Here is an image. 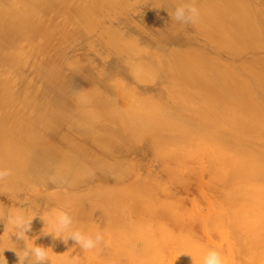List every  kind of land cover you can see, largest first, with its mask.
<instances>
[{"label":"rangeland","instance_id":"rangeland-1","mask_svg":"<svg viewBox=\"0 0 264 264\" xmlns=\"http://www.w3.org/2000/svg\"><path fill=\"white\" fill-rule=\"evenodd\" d=\"M159 1L166 4L169 7V9L167 10V13H169L168 15L170 17H171L170 12H172L174 8L179 5L178 2H176L175 0H167V1L166 0L165 1L163 0H157V1L155 0H0V111H1L0 112V124L2 128L1 130L2 132L0 133V160L3 158V155H4L1 149L2 144L8 141L9 142L11 141L10 146H12L13 148H16L19 146L24 147V150H23L24 153L21 155L23 159L25 158L24 161H26L28 157H32V156L38 157L39 165L43 164L42 163L43 154L46 153V151L50 149V147H52L55 144H58L60 145V148L63 151H68L70 152V154H73L75 156L79 154L77 155L80 157L79 160L80 159H82V161L85 160L86 161V162L84 161L85 165L88 164V166H85L86 169L89 168L91 169V171L93 170L91 173H89L92 175H88V174L85 175L84 182L78 185L76 184V185L71 186L70 184L71 180H76V178L79 179L78 177L74 178L75 176L74 174H72L71 171L61 174L60 178L62 177L64 178L62 179L58 178L60 181L57 180L61 184H58L57 182L56 183L57 185L55 184L56 186H54V184L45 185L44 183L42 182L40 183L39 181H37V177L39 176V173H40V170L37 168L38 165L35 166L30 163L29 166H26V165L23 166L22 163L18 162L20 160V156L19 155L14 156L13 153H11L9 149H7V151L10 153L8 155L12 157L10 158V161L16 163V164H13L14 166L12 167V169L10 168L11 170L14 171V173L16 174V177L12 176L8 178L4 182L3 185H0V210L3 209L4 212H8L10 210H14L16 207L25 206L29 209L34 210L37 213L44 214L47 220L49 218L47 214L52 209H60V210L68 212L73 217V220H75L74 221L75 224L73 225L74 229H78L81 226L83 230L81 228L79 229H81V231L87 232L86 234L94 235L97 231L104 233L105 239L109 241V245L107 247L101 245L98 249L88 251V252L81 250L79 247H77L78 245H76V248H78L79 250L78 252V250L75 249L74 247V249L77 250L75 251L73 249L74 254L79 255L77 258V264H203L204 255L206 254L208 250H211V249H215L221 252L224 255V257H226L227 264H256V263L264 264V238H263L264 228L261 229L263 227L262 224L264 223V220H262L264 218V210H263L264 209V191L262 189L263 186L260 185L261 183L258 182L257 177L254 179L252 177V180H251V177L247 178V180L250 179V182L252 183L251 185L253 186L257 185L256 186L257 189L256 187L249 185L250 183L246 184L245 181H243L244 176L240 175L241 177L240 176L238 177V179H242L241 181L237 179L238 180L237 182H239L240 185H238V183L236 184V180L233 179L234 180L233 181L230 177V174L232 175V170H230L231 164H233L235 160L234 159L235 157L231 153L233 152L232 148L234 147L232 145H235V143L230 144L231 142L229 139L230 138V134H229L230 121L228 122V119L230 117L229 112L232 109L230 106L229 100L226 97L223 100H219L218 99L219 96L215 95L213 92H210V91L207 92V90L205 91V89L200 90L195 87L193 88L191 86L188 87L189 86L188 84H187L188 85L187 87L191 88L190 90L194 91L196 94L192 93L189 89H188L189 92H187L188 90H187V87H185V85L186 83H188V81L180 79L177 75L179 74L177 73L178 71L179 72L190 71V72L197 73L200 71L207 72L208 70L209 73L207 74L211 73V76L213 77V74H215V72H219L221 75L219 79L224 80L225 78V80L229 83V87L232 86L230 87V89L234 91V93H240V95L242 96V100L240 101L243 103V105L246 104L247 105L246 108H248L249 111L255 112V113L257 112L258 116L262 115V117H264V96L261 94L260 92L261 90H259L257 83H255L256 81L255 78L259 74L260 75L263 74L264 76L263 64H260V62L264 63V56L263 57L262 56L259 57L260 55L256 56V54L260 52L264 54L263 53L264 52V47H263L264 39L262 42L263 44L260 42L262 40L258 41L261 44L257 42L258 38H260L261 36L260 30L263 29L264 27V12H263L264 11V3H263L264 0H256V1L246 0V2H249L248 4L249 7L246 9H242L241 7L238 9L237 8L235 9V7H230V6H227L226 4H225L226 7H228L227 9L226 8L224 9L223 8L224 6L222 5H219L217 6L218 8H215L211 1H207L204 4L199 5L201 0H196V5L201 10V18H200L199 23L201 22L202 23L198 25V28H197V25L195 26L199 30L202 29L201 30L202 33L201 31L200 33L201 34L204 33L205 36L204 34L203 36L201 34H199L198 36L197 34H194V32L195 33L199 32V30L198 32L195 30V26H193L194 29H192L193 30L192 31L191 29H189L190 27L188 25L186 26L183 24L180 25V23L178 25V22H175L176 25H174L173 30L170 33L172 34L174 31V36L172 35L168 38H163V39L161 38L159 39L156 37L161 32V28L160 27H158L157 29L153 28L151 19L147 18L148 16L150 17V15L148 16L146 15L147 13L146 9H149L147 8V6L152 7L153 5L157 4ZM250 3L253 6L250 5ZM261 8H263V10ZM234 14L235 15L237 14L245 15V18H240L242 21L240 22V24L237 25L239 29L237 27L235 28V26H233V24L229 20L231 15L235 16ZM247 14H250L252 16L254 15L255 19L254 17H252L251 19L248 18ZM133 23L138 24L140 27H142L144 31L142 32L140 30L134 29V27L132 26ZM108 28L111 29V34L113 33V31L117 32L116 38H114L113 40L116 42L117 47L116 49H114L115 52L113 53H111L110 51H107L105 48L106 45L110 42L103 40L100 37L101 32H103L104 30ZM205 28L210 29L211 31H214V32L212 33ZM187 29H189L190 32L192 31L194 35L193 37H197V38H194L195 40L193 39L192 36H190V32ZM257 29L259 31H257ZM218 31L220 32L222 31L221 32L222 34L220 33L221 35L219 36L217 34L219 33ZM119 33L123 36H120ZM206 33H208L210 37L206 35ZM111 34L109 35V38L112 39L113 36H111ZM181 35H182V38H180ZM183 35L185 36L187 35V37ZM226 35L230 37H226ZM201 36L202 37L207 36V41L208 40L211 41V38H213L211 42H213V40L215 41L217 40V42L214 41L215 44H218V43L220 44L222 41L221 43L222 45L220 44V46H222V49L226 47L228 48V49H224L225 53L228 52L226 50L230 51V49H231V52L233 53L234 50L232 48L234 46V48H236L234 52L235 53L238 52L240 56L237 53L236 54L233 53V54L235 56H239V58L237 57L235 58L236 59L235 60L231 52H230L231 55L224 54L223 53L224 51H222L221 47L219 46L221 49V51H219L220 49L219 48L216 49L217 46L214 47V44L209 46V49H212L211 51H209L211 53H209L207 50V47L209 44H211V42L209 41L207 42L206 38L202 39ZM184 38H187L186 40L190 38L191 40L189 42H192L194 40L193 41L194 43L188 42L189 44L188 43L186 44V41ZM223 38H225L226 40L224 41ZM230 38L235 39L237 41L236 44L234 43L235 41ZM176 39H179L180 41L184 39V42L182 41L183 42L182 43L180 41H175ZM200 39L202 41L201 44L198 43ZM227 41H229V43H233L231 44L232 46L228 45L229 43ZM125 42H126V51H122V45ZM203 43L204 44L206 43V45H204ZM251 43L254 46H252ZM223 44L225 45L224 47H223ZM255 44L256 46L257 44L259 45L256 47ZM162 45H165V46L167 45L166 48H168V50L165 48V46L162 47ZM171 45L172 46L174 45V46L172 47ZM203 45L205 46V50H204V47L202 48ZM239 45H242V47L245 48L243 49L244 51L247 50V48L250 49V50L248 49L249 51H247L246 53H249V52L252 53L254 51L255 53L257 52L256 54L252 53L253 56L255 55L254 57L253 56L252 57L254 59L253 61H255L254 65L255 63L256 65L257 64L260 65V66L257 65L258 70L255 69L256 66L254 67L253 64L252 65L250 64L251 67L249 66V63H247L249 60L247 59L249 57H250L249 59L252 58L251 54L250 53L247 54L248 56L245 55L246 54L245 52H243L244 53L243 54L241 52L243 50H241L242 48L239 47ZM248 45H251V47H248ZM181 46H183V48ZM238 47L241 51L237 50ZM252 48H254L253 51H251ZM259 48H263V50L261 49L259 50ZM128 50L130 51L127 52ZM166 51H169L168 54L170 55V58L167 53L165 54ZM182 51H185V52H182ZM138 53H141L142 55H145V56H142L141 54L138 55ZM178 53L179 55H177ZM184 53H187V54H184ZM212 53H213V58H212ZM146 54L149 55V58ZM153 54H155V56ZM152 55L154 56V58L152 57ZM217 55L218 57L221 56L222 60L221 58H219L220 59L219 60L217 58ZM156 56L158 58H156L155 60ZM131 57L134 60L131 59ZM137 57H139L138 58L139 61L137 60V62H139L140 65L141 63H143L144 59L147 58L145 62L143 63L145 64V67L147 68L144 69V67L142 66L141 67L138 66V68H135V65H137V62H135L134 64V61H136ZM166 57L168 60L165 59ZM224 57L226 58L225 63L223 62ZM256 57L258 59H256ZM191 58L192 59L194 58L193 59L194 61ZM209 58L212 61L213 60L214 61L212 62L211 60H209ZM148 59H151V60L149 61ZM227 59H230V62ZM232 60H235V61L231 63ZM153 61H156L158 63L156 64ZM237 61L238 63H240L241 68L238 67L239 65L237 64ZM165 62H167V64ZM125 63H128V64H125ZM233 63L237 64L236 65L237 67H235L234 66L235 64L233 65ZM129 64L130 66L133 64L134 65L129 68H126L127 66H129ZM147 64L149 65L150 68L153 69V70L152 69L150 70L152 72L151 73L152 76L154 74L153 72L159 74V75L154 74V76L158 78V81H156V83L154 80H156L157 78L153 76L155 79L152 78L153 79L152 80L151 77H149L150 75L148 74L149 71H147V74L145 73L146 70H149ZM164 64L167 66H165ZM228 65L230 66V68H228V70L226 71L227 69L226 66ZM124 66H126L125 68L128 71H130V74L132 73L134 74L135 72L139 74L138 72L139 70H142V72L139 74V76H136L135 75L136 73L131 76L127 72V70L124 69ZM132 67H134L138 71H136L135 69L134 70L131 69ZM165 68L167 70H170L169 73L171 74L174 73L177 77L173 79L172 77H170V74H169L171 81L168 79L169 77H167L168 74H166L164 77V73H166ZM173 68H175V70ZM234 68H236V71L233 70ZM223 69H225V71H223ZM246 69L247 71H249V73L251 72L250 74L254 75L255 78H252V75L248 74L246 72ZM131 70H133L132 73H131ZM254 70H256V72ZM257 72H258V75H255L257 74ZM228 73L230 74V76L228 75ZM243 73H245V75H248L250 79L247 76H245ZM227 75L229 77L232 76L233 78L232 77L228 78ZM133 76H136L137 79L138 77H140L141 79L137 80L133 78ZM147 77L150 78L151 81H149ZM251 79H254V81ZM161 80L162 81L166 80L167 82L162 83ZM174 80L175 81L177 80V81L175 82ZM179 80H181L184 83L186 82L185 85ZM159 82L164 84V86L167 89L164 88L163 85L161 86ZM253 82L255 84H253ZM127 83H128V87H127ZM147 83L149 84L151 83V84L149 85ZM105 84H107V86ZM125 84L126 86L123 87ZM148 85H149L148 88H150L151 85H152L151 88L154 87L155 85L157 87L158 85V88H160L161 90L160 89L158 90V88L156 87H154L153 89H157L156 91L158 92V94H159V91H160V94L164 92L162 94V97L164 96V98L168 96L167 95L168 93L170 96V99L168 96L167 97L168 99L162 98L163 99L162 101V99L159 98L161 97L160 95L158 97L157 96L158 94L157 95L152 94L151 88H150L151 89L150 92L147 91L149 90L148 88H146ZM139 87H140V90H137L139 89ZM170 88L174 90V92ZM251 88H253L254 90H251ZM165 89L171 92L166 91ZM91 90L101 91V93L98 92L99 93L98 95L102 94L101 96L103 99L102 100L103 103L101 101L100 102L98 101V103H102V104H96L97 103L96 101L98 99L97 97H95V93L97 95V92L92 93L90 92ZM86 91H88L89 93ZM126 91H127V94H126ZM246 92H248V94L250 95L246 94ZM120 93L121 95L123 94L122 96L124 98L120 96ZM175 93H177V95H175ZM198 93H200L204 97L202 96L203 98H201L200 94L198 97ZM90 94L91 96L93 95L90 98V99H93L90 101L91 105L93 107L97 106L95 108L97 112L96 111L94 112L97 113V115L100 114L101 116V114H105L104 116H106V119L104 116H102L104 119L98 116L96 117L95 120L100 119L99 122H101V124H103L104 120H106L105 124L106 123L114 124L115 126L114 125H110V126H112L111 129L115 128L114 130H117V133L119 132V135L117 134L116 138H113L110 140L107 139L103 141V143L97 141L95 133L98 132L99 129L106 130L107 128L110 127L108 126L109 124L103 125L102 127L93 126L92 127L93 130L85 128L86 129L85 134H83L84 132L82 133V131L76 130L75 123L76 121L82 118L81 115H83V112H84L83 107H82L83 103H84L83 106L86 107V110L92 108L90 105V102L88 103ZM106 94L108 96H106ZM124 94L126 95V97L124 96ZM82 95H86L87 98L82 97ZM141 95H144L145 99L144 98L142 99L143 96ZM80 96H81L80 99L82 101L79 100ZM101 96H98V98ZM176 96L178 97L182 96L180 98L181 104H179V106L178 104L176 106V104L174 103L175 102L174 97ZM178 97H176V99H178ZM251 97L252 99H250ZM140 98L142 102L141 101L139 102ZM205 98H207L208 100L207 99L205 100ZM84 99H86L87 101L86 100L84 101ZM77 100H78V105L75 103L77 102ZM209 101L211 102L213 101L212 102L213 104L211 103L210 105ZM106 102H107V105L105 104ZM181 105L182 107L180 108ZM212 105L214 108L212 107ZM126 106L127 108L133 107V109H135L134 107L136 106L138 108L140 107L141 109L139 110L143 109L142 113L143 114L145 113V115L143 114L141 115L142 119L146 117L147 120L144 121L145 120L144 119L143 120L144 122H143L140 119L139 117L140 111L138 113V108L136 110L139 116L137 115L134 116L136 114V111L133 110L134 112L131 113L132 109L131 111L128 110L129 108L127 110H124L126 109L125 108ZM155 106H157V109ZM185 106H187L188 109ZM219 107L222 108L223 111ZM108 108L109 110L111 109L112 112L111 110L107 111ZM115 108H118V109L116 110ZM144 108L145 109L154 108L153 113L155 112L156 116L151 112L149 114V111L147 112V110L144 112L145 110ZM183 108L188 113L182 110ZM104 109H107V110H104ZM195 109H198V110L195 111ZM213 110H214V113L213 112L211 113L210 111H213ZM114 111H116V113L124 112L123 116L121 115L119 116L117 114L119 117L116 119L117 116L116 117L114 116L115 115ZM125 111L129 113H126ZM162 111L165 113H162ZM190 112H192V115L194 114V116L197 114L199 116L202 115L203 117L204 116L209 117V115L210 116L214 115V116H211L213 118L211 119V121L212 120L213 121L211 122L207 118V121H208L207 122L201 116L200 118L196 116L192 117V115L189 114ZM127 114H130V115L127 116ZM157 114H160V117L161 115L163 116L164 114L167 117L170 115V117L168 118L161 117L159 118L158 121H156L159 117ZM180 114H182L183 117ZM218 114L219 116H217ZM108 115H112V116L109 117ZM223 115H225V117H223ZM129 117L130 118L133 117L132 118L133 123ZM126 118L128 119L129 122H127V120L125 121ZM165 118L167 119L165 120ZM114 119L117 121H115ZM137 119H140V120H137ZM216 119L219 120L218 123H220V125L216 124L217 123ZM147 121L149 122L147 123ZM188 121H190L191 125L189 124ZM196 121L198 124L196 123ZM130 122L132 123V125H134V127L131 125ZM157 122H160V123H157ZM213 122H215V124L218 125V127L216 125L214 127V124H212ZM204 123L209 124L208 127L210 128H208L207 125ZM119 124L120 126L123 127V129H125L126 132H128L129 127H130V130H129L130 133L124 136L125 138H127L128 143H126L127 140L125 141L124 139H122L123 133L120 131L123 129H121L118 126ZM223 126H227L228 130L226 127H223ZM116 127H119L120 130L119 128L117 129ZM198 127L199 129L201 128V131H199V133L196 132V129H198ZM152 128L154 130L156 129L157 132L156 130L155 131L153 130L154 132L151 131ZM172 128H173V131L175 132L172 131ZM188 128L189 129L191 128L192 131H190L191 129L189 130ZM131 129L134 130V132L131 131ZM144 129L146 130V133ZM205 129L210 130V133L213 132V134L216 132V134L214 135H217L220 137L215 136L216 137L215 138L214 135L212 136V134H210L207 130L206 132ZM88 130L92 133L91 136ZM163 130H165L164 133H163ZM262 130L263 129H260L259 131L253 130V133H255L256 135L255 137V135L253 134L252 139L256 138V140L254 139L253 141L248 136L244 137L245 134L240 136L236 143L237 146L242 147L239 149L242 151H245V150L254 151L260 154L261 156L264 155V132H261ZM87 132L89 134L88 135L89 137L86 136ZM131 132L134 133L135 136ZM200 132H202L203 134ZM256 132L258 133L256 134ZM81 134H83L84 136ZM200 134L204 136L205 134L206 136L208 135L206 137L208 140H206L205 138V141H206L205 142L203 137L201 138L198 137V136H201ZM145 135L147 136L144 138ZM194 135L200 139L194 140L193 139L195 137ZM187 136L189 137L188 140L190 139L189 141H186ZM210 136L212 140H209ZM139 137L140 138L143 137L144 139L143 138L140 139ZM147 137H149L148 140H146ZM243 137L244 139H242ZM84 138L88 140H85ZM119 138H121L125 142H123ZM219 138L220 139L222 138L221 139L222 141ZM173 139L175 142H172ZM118 140H121V142H123L122 145H121V142ZM88 141H89L88 145L91 146L90 148L86 144V142ZM90 141H91V144L92 142L94 144L95 142L96 143L98 142L99 145L97 146L95 144L96 146L95 145L93 146V144L92 145L90 144ZM197 141L199 142L198 144H197ZM200 141H204V143ZM245 141H247L251 146L248 143H245ZM189 142H191V146ZM129 143H130V146L127 145ZM216 143L218 145L219 143H222V144L219 145L218 147ZM100 144H103V146L105 147L101 146ZM125 144L127 145V148ZM117 145L120 146V149L117 148ZM230 145L232 147H230ZM131 146L133 149L130 148ZM148 146L152 150H150ZM213 146L218 147L217 150L220 149L217 153L221 152V150L225 151L224 152L225 156L223 152H222L223 155H220L221 153L217 155L216 152H214V149L216 147L213 148ZM98 147H101V148L103 147L105 149H108V151L105 150V153L104 151H102V153L104 155L108 154L112 158V162L113 160L116 161V165H118L119 167L115 165L114 167H118L116 168L115 171L113 170L114 168L109 170L110 168H112V164H110V168L107 167L109 166L108 162L111 160V158L109 157L110 159H108V156L106 157V155L101 156L102 153L100 152L102 149L100 150L99 148L98 150ZM146 147L149 149H145ZM257 147H260L263 149H259V148L257 149ZM84 148L86 150L88 149L89 152L93 150L91 155ZM112 148H114L115 151ZM94 149H96L95 150L96 152L94 151ZM118 149L119 151L116 152V150ZM211 149H212V152L214 153L210 151ZM82 150H84L85 153H87V155L91 157V159L87 158V155L85 157V153ZM97 150L99 151L101 157L104 156L103 158H99V155H98L99 153ZM129 150H131V152H129ZM227 150H229V152ZM226 152H228V156ZM95 153H97L98 156H96ZM172 153L174 155H172ZM212 154H215L214 155L215 157ZM82 155L85 158H83ZM168 156H171L172 158L173 157L174 158L172 159L171 157H168ZM150 157L153 158V160ZM5 158H8V157L5 156ZM158 158H160L161 165H159L160 163L158 161L159 160ZM87 159L91 160L92 161L91 163L93 164H90V161H88L89 162L88 163ZM98 159L100 160L98 161ZM217 159L219 162H217ZM172 160L174 161L176 160L177 163H173L174 161L172 162ZM213 160H214V164H212ZM215 160L217 163L215 162ZM227 160L230 162H228ZM94 162L96 163L95 166H94ZM112 162H109V163H112ZM2 164H3V161H0V165ZM105 164H107V166ZM170 164H172L173 167L172 166L170 167ZM101 165L103 168L104 167L108 168L107 170H109L110 174H113V176H114V173L116 174V172H119L121 174L120 178L123 180H120V182H117L115 184L114 182L116 181L114 180L120 179V178H116L110 181L109 182L110 184L105 183L99 186L97 184L99 183V181L97 180V176H95L96 174L95 171L101 170L99 168ZM213 167L215 169H213ZM228 168H229L230 173L228 171ZM165 170H168V171L163 172L161 174V171H165ZM149 171L151 173L152 171H154V174L152 175L151 173H149ZM66 173L69 174L68 175L69 177L67 176ZM17 174H21L22 176H24L22 185H20L16 179L18 177ZM125 174L127 176H125ZM149 176H150V179H151V176L153 177L152 180H150L151 182L149 181L152 184H149V186H146V183H149L148 182ZM66 177L68 178L65 179ZM125 177H127L128 179ZM156 178H158L159 181ZM63 179H65L66 181L64 180L63 182L62 181ZM90 179L91 180L93 179L94 183L93 181L91 182ZM145 180H146V183H145ZM62 182L63 184L65 182L67 183L66 187L61 186ZM129 182L130 184L132 182L131 184L132 187L129 184ZM92 183L95 185H92ZM108 184L109 186H106ZM126 184H128L127 186L129 187L126 188ZM143 184L145 186H143ZM81 185H84V186H81ZM151 185H153L154 187ZM103 186H104V189L102 188ZM133 186L136 188H134ZM82 187L84 189H82ZM148 187H150V189L154 188V190L152 189L153 192H157V191L159 193L161 192V194H159L160 196L162 195L161 197L159 196L160 199L159 198L157 199L156 197V195L158 196L157 193H154L153 195L151 194L149 195L148 193H146L147 191H151L150 189L148 190ZM243 187L245 189H243ZM69 188L71 189L73 188L72 190L74 192L71 191V189ZM91 188L93 191L91 190ZM98 188H100V191ZM101 188L103 189L102 192H104V190L107 189L104 193L108 192V189L113 190V188H114V191L119 189L117 190V193L118 191H121V192L118 193L119 195H117V193H115L116 191L114 192L111 190L112 193L115 195L111 196L112 194L111 193L109 196V194L106 193L107 194L106 196V194L104 195V193L103 194L101 193V190H102ZM128 188L134 191L128 190ZM246 188H248L250 191L247 190ZM260 189L262 190V194L260 192L261 191ZM75 191L77 192L76 194L77 196L80 193H83L82 195H86V196L88 194L87 196L88 198L86 196L83 197L82 195H80V197L78 196L79 201L81 200V202H78V205L80 203V206H77V199L72 198V197H75V193H76ZM237 191H240V192H237ZM251 191H256V193H253ZM257 191L259 193H257ZM91 192H93L94 195H89ZM129 192L130 194L133 193L132 195L134 196L132 197V195H129L128 194ZM134 192H137V194ZM69 193H70V196L68 195ZM96 193L101 194L100 197L99 195L95 197ZM121 194L123 195L126 194V195L123 196ZM243 194L245 195L243 196ZM253 195L254 197H257L258 199L252 197ZM57 196H60V197L55 199V197ZM92 196L94 197L95 200L92 199L93 198ZM69 197H71L72 199H70ZM103 197H104V200H103ZM121 197L125 199L126 203L124 202V199L122 198L123 199L122 201L124 202L125 205L122 203L121 200H118V198L120 199ZM113 198L116 200V202L117 200L119 201L117 202L119 206L116 205L117 204L116 202H115L116 204L113 205L115 209L111 207L112 202H114ZM65 199L67 200V202L65 201ZM140 199L142 201H140ZM86 200H90V201H86ZM99 200L101 202H99ZM74 201H76V203H74ZM109 201H112L110 202L111 205H109L108 203ZM83 202H84V206H83ZM120 203L123 204L121 209L119 208ZM135 203H139V205H142V206L144 204L143 207H145L146 209H150L153 207L151 209V213L144 210L142 206H138V204H136L138 207H136V205L134 206ZM149 204H151L152 207H150L151 205ZM126 205L127 207L124 208V206ZM129 205L132 206L130 207V209H129ZM81 206L86 209H84V211H81L82 210ZM98 206H100L103 211L101 210V208L99 209ZM108 206L109 208L110 207L111 208L108 209L107 208ZM133 206L137 210L139 209V207L141 208L140 210L137 211L133 208ZM105 207L106 209H108V210L105 209L106 214L104 212ZM158 207H159V210H158ZM122 208H124L125 210ZM132 208L134 212H132L133 211L131 210ZM118 209L120 211H118ZM92 210H94L97 214L93 213L94 211ZM100 210L102 211L101 216H100L101 212L99 213ZM153 210H156L154 212L155 213L158 212V214H155V213L152 214ZM78 211L79 212L81 211L80 212L81 214H79ZM88 211L89 213H87ZM121 211L123 212L122 214H121ZM124 211L126 214L128 212V214L125 216H123L125 214ZM135 211H137L139 215H137ZM141 211L143 213H141ZM82 212H85V213H82ZM113 212L115 214H113ZM146 212H148V214L150 215H148ZM108 213H112V214L109 215ZM135 213H136V216H134ZM79 215H82V216L79 217ZM91 215L93 217H91ZM260 216H262V218ZM119 218L122 220H120ZM38 219L39 221L41 220V222H39ZM84 219L86 220L85 222H84ZM127 219L129 220V222ZM77 220L79 222H77ZM118 221H121V222L126 221L124 224L126 223L128 224L120 225V222L118 223ZM102 222L108 223V224H103ZM159 222H161L162 224H160ZM49 229H51L52 231H50ZM107 230L109 232H107ZM33 231H35V233H31ZM53 231L54 229L51 228L50 225H47V224L45 225L44 221L40 219V217L38 216L33 220L32 231L27 233L30 239H27L26 243L31 246L34 240L36 245L45 247L46 245L43 244L44 242L46 243L48 241L50 242L54 241V243H56L57 245H62L63 250L66 249V251H68L66 253L64 252L65 254L70 253L69 252L70 248L68 247L69 246L71 247V245L73 246L75 245L71 243L72 240L71 241L69 240L71 245L68 242L64 249L63 244L65 243L63 241L61 242L60 238H57V240L55 241V238L51 237L52 234H46L48 232H53ZM34 234L37 236H35ZM49 235L51 238L48 237ZM32 238L34 239L32 240ZM13 242H15V244ZM41 242H43L42 243L43 245L39 244ZM18 244L20 245L19 247H18ZM47 245L51 246L52 244H47ZM12 246L14 247L13 250L19 251L25 245L23 241L22 243L21 241H18L16 237L11 234L10 230H5L4 222H0V248H2L0 250L5 249L3 255L5 257L7 256L6 257L8 259L7 261L10 260L8 263H11V261L13 262L17 260V256L13 250L7 251V249H12ZM47 247L48 246H46V248ZM53 248L54 246L50 248V251ZM56 248L58 249V247ZM56 248H54V253L58 255L60 251L56 250L58 251L57 253L55 251ZM59 248H62V247L60 246ZM67 248L69 250H67ZM12 251L14 252V254H12L13 253ZM50 251H49V255L51 257V264H63V263L69 264L70 260H72V258H75L72 252L71 255L68 254V256H70V258L68 257L69 261L67 260V257H66V261H64L65 259L62 260L60 257L59 258L61 259L60 261L59 259H57L58 258L57 256L52 257L54 253H50ZM60 254L62 255V253ZM25 264H27V262H25Z\"/></svg>","mask_w":264,"mask_h":264},{"label":"bare ground","instance_id":"bare-ground-1","mask_svg":"<svg viewBox=\"0 0 264 264\" xmlns=\"http://www.w3.org/2000/svg\"><path fill=\"white\" fill-rule=\"evenodd\" d=\"M155 1H157V0H155ZM163 1H165V0H163ZM166 1H167V0H166ZM175 1L178 2V4H180V3L183 2V0H175ZM207 1H211V2L213 3V6H214L215 8H218L217 6H219V5L224 6V7H223L224 9H225V8H226V9L228 8V7H226V5H227V6H230V7H235V9H236V8L238 9V8H240V7H241L242 9H246V8L249 7V5H248L249 2H246V0H201L200 3H199V5H202V4L206 3ZM251 1H252V0H251ZM255 1H256V0H255ZM166 3H167V2H166ZM253 3H254V2H253ZM257 3H258V2H257ZM263 3H264V2H263ZM210 4H211V3H210ZM225 4H226V5H225ZM259 4H260V3H259ZM250 5H252V4L250 3ZM154 6H155V8H154ZM252 6H253V5H252ZM255 7H256V6H255ZM259 7H260V5H259ZM261 7H262V6H261ZM147 8H149V9H146V11H147L146 15H147V16L150 15V17L148 16L147 18H148V19H151V21H152V27L155 28V29H157L158 27L161 28V32H160V33L158 34V36H156V37L159 38V39H160V38L163 39V38H168V37H170V36H172V35L174 36V31H173L172 34H170V33L172 32L174 25H176V24H175L176 21H175L174 19L172 20V17H170V16L168 15L169 13H167V10L169 9V7H168L166 4H164V3H162V2L159 1L157 4L153 5L152 7H151V6H147ZM152 8H153V9H152ZM213 9H214V8H213ZM256 9H257V8H256ZM261 9L263 10V8H261ZM203 10H204V9H203ZM262 10H261V11H262ZM205 12H206V11H205ZM249 12H250V11H249ZM263 12H264V11H263ZM254 14H255V13H254ZM226 15H227V14H226ZM234 15H235V14H234ZM204 16H205V15H204ZM202 17H203V16H202ZM214 17H215V16H214ZM247 17L250 18V19H251L252 17H254V19H255V16H254V15L252 16V15H250V14H247ZM240 18H245V15H244V14H243V15H239V14H237V15H235V16H232V15H231V17L229 18V20L231 21V23L233 24V26H235V28H236V27L238 28L237 25L240 24V22L242 21ZM202 19H203V18H202ZM211 20H212V19H211ZM208 21H209V20H208ZM214 21H215V20H214ZM201 23H202V22H201ZM201 23H198V24H197V28H198V25L201 24ZM205 24H206V23H205ZM178 25H179V23H178ZM180 25H181V24H180ZM202 25H203V24H202ZM244 25H245V24H244ZM255 25H256V24H255ZM257 25H258V24H257ZM132 26H133L134 29H136V30H140V31H142V32L144 31V30L142 29V27H140L138 24H134V23H133ZM185 26H186V25H185ZM185 26H184V27H185ZM188 26H189L190 28H189ZM188 26H187V27H188L189 29H191V30L194 29L193 25H191V26L188 25ZM208 26H209V24H208ZM199 27H201V26H199ZM222 27H223V26H222ZM252 27H253V26H252ZM197 28H196V26H195V30L198 32L199 29H197ZM210 28H211V27H210ZM256 28H257V27H256ZM185 29H186V28H185ZM189 29H187V30L190 32ZM205 29H207V28H205ZM221 29H222V28H221ZM238 29H239V28H238ZM259 29H260V28H259ZM183 30H184V29H183ZM201 30H202V29H200L198 33H195V32H194V34H197V36H198L199 34L202 33ZM207 30H209V31L212 32V33L214 32V31H211L210 29H207ZM212 30H213V29H212ZM253 30H254V29H253ZM192 31H193V30H192ZM192 31L190 32V36L193 37L194 35H193ZM200 31H201V33H200ZM215 31H216V30H215ZM257 31H259V30L257 29ZM218 32H219V33H217L218 36L222 34V33H221L222 31H221V32L218 31ZM182 33H183V32H182ZM220 33H221V34H220ZM224 33H225V32H224ZM110 34H111V29L108 28V29L104 30L103 32H101L100 37H101V39L110 42V43H108V44L106 45L105 48H106L107 51H110L111 53H113V52H115L114 49H116V47H117L116 42L113 41L114 38H116L117 32H116V31H113V33L111 34V36H113L112 39L109 38V35H110ZM185 34H186V33H185ZM191 34H192V35H191ZM203 34H204V33H203ZM203 34H201V35L203 36ZM217 34H216V35H217ZM239 34H240V33H239ZM119 35H120V36H123V35H121L120 33H119ZM187 35H188V34H187ZM187 35H186V36L183 35V36L187 37ZM206 35H208V33H206ZM245 35H246V34H245ZM260 35H261V36H260V38H258L257 42L260 41V40H262V41H260V42L262 43V42H263V39H264V27H263V29L260 30ZM126 36H128V35H126ZM188 36H189V35H188ZM202 36H201V37H202ZM204 36H205V34H204ZM208 36H209V35H208ZM242 36H243V35H242ZM209 37H210V36H209ZM226 37H230V36H227V35H226ZM234 37H235V36H234ZM243 37H244V36H243ZM180 38H182V35H181ZM180 38H179V39H180ZM194 38H197V37H193V39H194ZM204 38H206V41H207V36H206V37H202V39H204ZM217 38H218V37H217ZM255 38H256V37H255ZM170 39H171V38H170ZM170 39H169V40H170ZM172 39H173V38H172ZM179 39H176L175 41H180L181 39H180V40H179ZM184 39H185V41H186V44L191 40L190 38H188V40H186L187 38H184ZM184 39H182L183 42H184ZM212 39H213V38H211V41H212ZM223 39H224V41L226 40L225 38H223ZM230 39H233V38H230ZM243 39H244V38H243ZM256 39H257V38H256ZM194 40H195V39H194ZM194 40H193V41H194ZM220 40H221V39H220ZM233 40L235 41L234 43L236 44L237 41H236L235 39H233ZM233 40H232V41H233ZM253 40H254V39H253ZM182 41H180V42H182ZM193 41H192V42H193ZM208 41L211 42L210 40H208ZM208 41H207V42H208ZM214 41H215V40H213V42H211V44H209V45L207 44V45H208V47H207L208 52L212 50V49H209V46H211V45H213V44H214V47L217 46L216 49H217V48L220 49V47H221V49H222V46H220V44L222 43V41H221L220 44H219V43H218V44H215ZM224 41H223V42H224ZM242 41H243V40H242ZM183 42H182V43H183ZM192 42H189V43H192ZM201 42H202V41H201V39H200V40L198 41V43L201 44ZM215 42H217V40H216ZM227 42L229 43V41H227ZM260 42H258V43L261 44ZM189 43H188V44H189ZM193 43H194V42H193ZM196 43H197V42H196ZM224 43H225V42H224ZM244 43H245V42H244ZM252 43H253V42H252ZM252 43H251V45L254 46ZM175 44H176V43H175ZM186 44H185V45H186ZM200 44H199V45H200ZM203 44H204V43H203ZM225 44H226V43H225ZM231 44H233V43H229L228 45H231ZM245 44H246V43H245ZM259 44H257V46H258ZM262 44H263V43H262ZM123 45H125V46H123ZM123 45H122V51H126V42H125ZM194 45H195V44H194ZM204 45H206V43H205ZM204 45L202 46V48L204 47V50H205V46H204ZM221 45H222V44H221ZM243 45H244V44H243ZM251 45H248V47H251ZM163 46H165V45H162V47H163ZM171 46H172V45H171ZM173 46H174V45H173ZM173 46H172V47H173ZM177 46H179V45H177ZM186 46H187V45H186ZM200 46H201V45H200ZM219 46H220V47H219ZM224 46H225V45L223 44V47H224ZM231 46H232V45H231ZM255 46H256V44H255ZM257 46H256V47H257ZM260 46H261V45H260ZM260 46H259V47H260ZM166 47H167V45L165 46V48H166ZM181 47L183 48V46H181ZM198 47H199V46H198ZM228 47H229V46H228ZM239 47L242 48L241 50L245 49V48L242 47V45H239ZM239 47L237 48V50H238V51H241V50L239 49ZM263 47H264V46H263ZM165 48H164V49H165ZM127 49H128V48H127ZM130 49H131V48H130ZM161 49H162V48H161ZM166 49L168 50V48H166ZM194 49H195V48H194ZM221 49H220L219 51H221ZM224 49H228V48L226 47V48H223V49H222V51H224V52H223L224 54H226V55H229V54H230V55H231L232 52H231V49H230V48H229L230 51H229V50H226V51H228V52H226V53H225V50H224ZM232 49H233L234 51L236 50V48H234V46H233ZM248 49H249V48H247V50H245V51L243 50V51H241V52H242V53H243V52L246 53L247 51L250 50V49H249V50H248ZM256 49H258V48H256ZM260 49L263 50V48H259V50H260ZM132 50H134V49H132ZM132 50H131V51H132ZM162 50H163V49H162ZM169 50H170V49H169ZM174 50H175V49H174ZM176 50H178V49H176ZM185 50H186V49H185ZM253 50H254V48H252L251 51H253ZM129 51H130V50H128L127 52H129ZM180 51H181V50H180ZM234 51H233L234 54L237 53V54L239 55L238 52L235 53ZM127 52H125V53H127ZM133 52H134V51H133ZM182 52H185V51H182ZM230 52H231V53H230ZM166 53L168 54L169 51H166L165 54H166ZM199 53H200V52H199ZM209 53H211V52H209ZM217 53H218V52H217ZM217 53H216V54H217ZM227 53H228V54H227ZM233 53H232V54H233ZM249 53H250V52H249ZM249 53H246L245 55H247V54H249ZM252 53H253V54H256L257 52L255 53V51H254V52H252ZM252 53H250V54H251V57L253 56ZM263 53H264V52H263ZM140 54H141V53H138V55H140ZM150 54H151V53H150ZM156 54H157V53H156ZM172 54H173V53H172ZM184 54H187V53H184ZM184 54H183V55H184ZM205 54H206V53H205ZM234 54H233L234 59L237 58V57L239 58L240 55H239V56H235ZM243 54H244V53H243ZM261 54H262V52L257 53L256 56H259V55H260L259 57H261V56L263 57L264 54H262V55H261ZM141 55H142V54H141ZM146 55H147L148 58H149V55H148V54H146ZM153 55L155 56V54H153ZM153 55H152V57L154 58ZM168 55H169V54H168ZM168 55H167V56H168ZM177 55H179V53H178ZM219 55H221V54H219ZM222 55H223V54H222ZM226 55H225V56H226ZM142 56H145V55H142ZM147 56H146V57H147ZM181 56H182V55H181ZM204 56H205V55H204ZM209 56H210V55H209ZM247 56H248V55H247ZM254 56H255V55H254ZM254 56H253V57H254ZM140 57H141V56H140ZM146 57H145V58H146ZM227 57H228V56H227ZM230 57H231V56H230ZM253 57H252L251 59H249V58H250V57H249L247 60H249V61L252 60V61H253V60H254ZM138 58H139V57H137L136 61H134V64H135V62H137V60L139 61ZM156 58H158V57L156 56V57H155V60H156ZM162 58H163V57H162ZM169 58H170V55H169ZM183 58H184V57H183ZM212 58H213V53H212ZM217 58L219 59V58H221V56L218 57V55H217ZM232 58H233V57H232ZM131 59H133V58L131 57ZM131 59H130V60H131ZM146 59H147V58H146ZM146 59H144L143 63L145 62ZM165 59H167V57H166ZM177 59H178V58H177ZM191 59H192V58H191ZM193 59H194V58H193ZM193 59H192V60H193ZM223 59H224L223 62L225 63L226 58L224 57ZM256 59H258V58L256 57ZM261 59H262V58H261ZM133 60H134V59H133ZM148 60L150 61L151 59H148ZM152 60H153V59H152ZM167 60H168V59H167ZM169 60H171V59H169ZM207 60H208V59H207ZM209 60H211V59L209 58ZM219 60H220V59H219ZM221 60H222V58H221ZM227 60H229V62H230V59H227ZM235 60H236V59H235ZM235 60H232L231 63H232L233 61H235ZM240 60H241V59H240ZM247 60H245V61H247ZM149 61H148V63H149ZM159 61H160V60H159ZM193 61H194V60H193ZM195 61H196V60H195ZM211 61H212V60H211ZM213 61H214V60H213ZM213 61H212V62H213ZM241 61H242V60H241ZM249 61L247 62V63H249V66H250V64H251V65L253 64L254 67L256 66L255 69L258 70V66H260V65L257 64V65H258V66H257L256 63H255V65H254V62H255V61H253V62H252V61L249 62ZM260 61H261V60H260ZM153 62H155L156 64L158 63V62H156V61H153ZM171 62H172V61H171ZM182 62H183V61H182ZM223 62H222V63H223ZM251 62H252V63H251ZM257 62H258V61H257ZM143 63H141V65H140L139 62H137V65H135V68H138V66H140V67L142 66V67H144V69L147 68V67H145V64H143ZM165 63L167 64V62H165ZM209 63H210V62H209ZM235 63H236V62H235ZM235 63H233V65H234ZM242 63H243V62H242ZM125 64H128V63H125ZM134 64H133V65H134ZM138 64H139V65H138ZM172 64H173V63H172ZM207 64H208V63H207ZM220 64H221V63H220ZM237 64L239 65L238 67L241 68V67H240V63H238V61H237ZM237 64H235L234 66L237 67V66H236ZM260 64H263V68H264V63L260 62ZM133 65H131V66H133ZM147 65H148V64H147ZM160 65H161V64H160ZM164 65H165V64H164ZM204 65H205V64H204ZM204 65H202V66H204ZM224 65H225V64H224ZM231 65H232V64H231ZM233 65H232V66H233ZM131 66H130V64H129V66H127V67L124 66V69L127 70L126 68H129V67H131ZM136 66H137V67H136ZM161 66H162V65H161ZM165 66H167V65H165ZM165 66H164V67H165ZM172 66H173V65H172ZM202 66H201V67H202ZM228 66H229V65H228ZM228 66H226V68H227L226 71L228 70V68H230V66H229V67H228ZM241 66H242V65H241ZM244 66H245V64H244ZM246 66H247V65H246ZM125 67H126V68H125ZM155 67H156V66H155ZM250 67H251V66H250ZM135 68L132 67L131 69L134 70ZM221 68H222V67H221ZM242 68H243V67H242ZM244 68H245V67H244ZM259 68H260V67H259ZM261 68H262V67H261ZM142 69H143V68H142ZM144 69H143V70H144ZM148 69H149V70H146V72H145V71H144V72L147 74V71H149L148 74L151 75L152 72H151L150 70H151L152 68H150L149 65H148ZM165 69H166V68H165ZM173 69L175 70V68H173ZM251 69H252V68H251ZM133 70H131V73H132ZM135 70H136V69H135ZM152 70H153V69H152ZM155 70H156V69H155ZM159 70H160V69H159ZM162 70H163V69H162ZM233 70L236 71V68H234ZM237 70H238V68H237ZM242 70H243V69H242ZM262 70H263V69H262ZM136 71H138V70H136ZM157 71H158V70H157ZM169 71H170V70H167V69H166V71H165L166 73H164V77H165L166 74H168L167 77H169V74H170V77H172L173 79H174L175 77H177L174 73H173V74L169 73ZM223 71H225V69H223ZM230 71H231V70H230ZM239 71H240V69H239ZM244 71H245V69H244ZM254 71L256 72V70H254ZM127 72L130 74V71L127 70ZM134 72H135V71H134ZM138 72H139V74H140V73L142 72V70H139ZM176 72H177V71H176ZM228 72H229V71H228ZM237 72H238V71H237ZM241 72H242V71H241ZM246 72H247L248 74L251 73V72L249 73V71H247V69H246ZM260 72H261V71H260ZM117 73H118V72H117ZM135 73H136V72H135ZM135 73H134V74H135ZM153 73L159 75L158 73H155V72H153ZM177 73H179V74H177V75H178V77H179L180 79L185 80V81H188V83L185 82V83H186V85H185L184 82H182L181 80H179V81H181V82L185 85V87H187V86L189 85L188 87L191 86V87H193V88L195 87V88L200 89V90L205 89V91L207 90V92H209V91H210V92H213L215 95L219 96V97H218L219 100H223V99H225V97L229 100V103H230V106H231L232 109H231V111L229 112L230 117H229V119H228V122L230 121V123H229V134H230V138H229V137H227V138L230 139V142H231L230 144L235 143V145H232V146H234V147L232 148L233 152H231V153H232L233 156L235 157V158H234L235 160H234L233 164H231V168H230V170H232V175L230 174V177H231L232 180H233V179L236 180V184L238 183V185H240V184H239V182H237V181H238V180H239V181L242 180V179H238V177H239L240 175H241V176H244V178L246 177L245 179L242 177V178H243V181H245L246 184H247V183H250L249 185H251L252 183L250 182V179H248V180H249V181H248L247 178H248V177H251V180H252V177H253V179L257 177V178H258V182L261 183L260 185L263 186L262 189H263V191H264V155L261 156L260 154L254 152V151H247V150L242 151V150L239 149V148H242V147H241V146L239 147V146H237V144H236L237 141H238V139H239V137L242 136V135H244V134H245L244 137H245V136H248V137H250V139H252V138H253V134L255 135V133H253V130L259 131L260 129H263L261 132H264V117H262V115L258 116V115H257V112L255 113V112H251V111H249L248 108H246L247 105H246V104L243 105V103L240 101V100H242V96L240 95V93H234V91H232V90L230 89V87H232V86L229 87V83L225 80L224 77H223L224 80H220V79H219V78L221 77V75H220L219 72H215V74H213V77L211 76V73H210V74H207V73H209L208 70H207V72H206V71H200V72H197V73L190 72V71H182V72H179V71H178ZM212 73H213V72H212ZM222 73H223V72H222ZM134 74L132 73V74H130V75L132 76V75H134ZM139 74L136 73L135 75H136V76H139ZM154 74H153V76H154ZM238 74H239V73H238ZM243 74L245 75V73H243ZM150 75H149V77H151V79L155 77V76L153 77L152 75H151V76H150ZM161 75H162V74H161ZM228 75L230 76L229 73H228ZM228 75H227V76H228ZM250 75H252V74H250ZM255 75H258V72H257V74H255ZM136 76H133V78L137 79ZM140 76H141V75H140ZM229 76H228V78H231V77H232V76H231V77H229ZM245 76L248 77V75H245ZM102 77H103V76H102ZM122 77H123V76H122ZM167 77H166V78H167ZM170 77L168 78L169 80H170ZM103 78H104V77H103ZM106 78H107V77H106ZM144 78H145V77H144ZM147 78H148V77H147ZM155 78H157V77H155ZM155 78H154V79H155ZM162 78H163V77H162ZM232 78H233V77H232ZM248 78H249V77H248ZM252 78H255L254 75H252ZM101 79H102V78H101ZM123 79H124V78H123ZM138 79H141V78L138 77ZM138 79H137V80H138ZM148 79H149V81H151L150 78H148ZM173 79H172V80H173ZM249 79H250V78H249ZM152 80H153V79H152ZM162 80H163V79H162ZM162 80H161L162 83L167 82V81H166L167 79H166L165 81H162ZM177 80H178V79H177ZM177 80H176V81H177ZM230 80H231V79H230ZM251 80L254 81V79H251ZM255 80H256L255 83H257V86H258L259 90H261V91H260L261 94L264 96V76H263V74H261V75L259 74V75L255 78ZM144 81H145V80H144ZM154 81H155V83H156V81H158V78H157L156 80H154ZM170 81H171V80H170ZM174 81H175V80H174ZM176 81H175V82H176ZM232 81H233V80H232ZM129 82H130V81H129ZM152 82H153V81H152ZM161 82H159V84H160L161 86H162V85L164 86V84H162ZM133 83H134V82H133ZM143 83H145V82H143ZM243 83H244V82H243ZM255 83L253 82V84H255ZM123 84H124V83H123ZM147 84H149V83H147ZM150 84H151V83H150ZM150 84H149V85H150ZM159 84H158V85H159ZM187 84H188V85H187ZM234 84H235V83H234ZM251 84H252V83H251ZM105 85L107 86V84H105ZM132 85H133V84H132ZM137 85H138V84H137ZM140 85H141V84H140ZM149 85H148L146 88H148ZM153 85H154V84H153ZM158 85H157V87H156V85H155L154 87L158 88ZM108 86H109V85H108ZM125 86H126V84H125L123 87H125ZM151 86H152V85H151ZM151 86H150V88H151ZM173 86H174V85H173ZM237 86H238V85H237ZM244 86H245V85H244ZM253 86H254V85H253ZM257 86H256V87H257ZM127 87H128V83H127ZM154 87L151 88L152 90H151L150 88H148L149 90H147V91L150 92V90H151V91H152V94H154V95L156 94V95H157V94H158V92L156 91L157 89H153ZM159 87H160V86H159ZM188 87H187V90H188V89L190 90L191 88H188ZM238 87H239V86H238ZM245 87H246V86H245ZM113 88H114V87H113ZM137 88H138V86H137ZM141 88H142V87H141ZM146 88H145V89H146ZM164 88H166V87L164 86ZM164 88H163V90H164ZM183 88H184V87H183ZM246 88H247V87H246ZM159 89H160V88H158V90H159ZM166 89H167V88H166ZM166 89H165V90H166ZM170 89H171V88H170ZM130 90H131V89H130ZM137 90H140V87H139V89H137ZM160 90H161V89H160ZM171 90H172V89H171ZM189 90H188L187 92H189ZM251 90H254V89L251 88ZM257 90H258V89H257ZM257 90H256V91H257ZM131 91H132V90H131ZM155 91H156V92H155ZM166 91H169V90H166ZM172 91L174 92V90H172ZM190 91H191V90H190ZM243 91H244V90H243ZM86 92H88V91H86ZM90 92H92V93H93V92H97V95H96V93H95V97H97V99H98V100L96 99V100H97V101H96V102H97L96 104H102V103H103V102H102L103 99H102V96H101L102 94L98 95L99 93H101V91H94V90L92 91V90H91ZM98 92H99V93H98ZM119 92H120V91H119ZM144 92H146V91H144ZM153 92H154V93H153ZM169 92H171V91H169ZM191 92H192V93H195L194 91H191ZM191 92H190V94H191ZM197 92H198V91H197ZM88 93H89V92H88ZM88 93H87V94H88ZM109 93H111V92H109ZM163 93H164V92H163ZM163 93H162V94H163ZM126 94H127V91H126ZM145 94H147V93H145ZM162 94H160V91H159V94H158L157 96L159 97V95H160L161 97H159V98L162 99V98H164V96L162 97ZM165 94H166V93H165ZM165 94H164V95H165ZM195 94H196V93H195ZM199 94H200V93H198V97H199ZM246 94H248V92H246ZM256 94H257V93H256ZM122 95H123V94H122ZM122 95H121V93H120V96H122ZM167 95L169 96L168 93H167ZM167 95H166V96H167ZM175 95H177V93H175ZM175 95H173V96H175ZM193 95H194V94H193ZM248 95H250V94H248ZM92 96H93V95H92ZM92 96H91V94H90L89 99H88V103H89L91 100H93V99H90ZM98 96H101V97L98 98ZM106 96H108V95L106 94ZM124 96L126 97L125 94H124ZM129 96H130V95H129ZM141 96H143V97H142V99H143V98H144V95H141ZM150 96H151V95H150ZM168 96H167V97H168ZM200 96H201V98L204 97V96L201 95V94H200ZM202 96H203V97H202ZM243 96H244V95H243ZM82 97H86V95H82ZM95 97H94V99H95ZM122 97H123V96H122ZM145 97H146V96H145ZM167 97H165V98L168 99ZM176 97H178V96H176ZM176 97H174V100H175L174 103L176 104V106H177V104H178V106H179V104H181V103H180V98H181L182 96H181V97H178V99H176ZM193 97H194V96H193ZM196 97H197V95H196ZM215 97H216V96H215ZM244 97H245V96H244ZM71 98H72V97H71ZM80 98H81V96L79 97V100L82 101ZM86 98H87V97H86ZM100 98H101V99H100ZM104 98H105V97H104ZM106 98H107V97H106ZM123 98H124V97H123ZM147 98H148V97H147ZM150 98H151V97H150ZM165 98H164V99H165ZM262 98H263V97H262ZM99 99H100V100H99ZM107 99H108V98H107ZM107 99H105V100H107ZM121 99H122V98H121ZM144 99H145V98H144ZM169 99H170V96H169ZM206 99H207V98H205V100H206ZM250 99H252V97H251ZM85 100H86V99H84V101H85ZM113 100H114V98H113ZM122 100H123V99H122ZM124 100H125V99H124ZM138 100H139V99H138ZM181 100H183V99H181ZM207 100H208V99H207ZM86 101H87V100H86ZM98 101H99V102L101 101L102 103H98ZM118 101H119V100H118ZM125 101H126V100H125ZM128 101H129V99H128ZM140 101H141V98H140L139 102H140ZM162 101H163V99H162ZM164 101H165V100H164ZM202 101H203V100H202ZM251 101H252V100H251ZM254 101H255V100H254ZM93 102H94V101H93ZM104 102H105V101H104ZM116 102H117V101H116ZM141 102H142V101H141ZM143 102H144V101H143ZM155 102H156V101H155ZM181 102H182V101H181ZM192 102H193V101H192ZM209 102H210V105H211V103H212L213 101H212V102L209 101ZM256 102H257V101H256ZM75 103L78 105V100H77V102H75ZM79 103H80V102H79ZM82 103H83V102H82ZM94 103H95V102H94ZM111 103H113V102H111ZM126 103H128V102H126ZM96 104H95V105H96ZM105 104L107 105V102H106ZM105 104H104V105H105ZM116 104H117V103H116ZM116 104H115V105H116ZM135 104H136V103H135ZM138 104H139V103H138ZM183 104H184V103H183ZM212 104H213V103H212ZM83 105H84V103H83ZM83 105H82V107H83V111H84V112H83V115H81L82 118H81L80 120L76 121V123H75V128H76V130L82 131V133L84 132L83 134H85V133H86V132H85L86 129H91V130H93V129H92L93 126H95V127H102L103 125H107V124H109V123H106V124H105L106 120H104L103 124H101V122H99L100 119L97 118L98 120H95L96 117L100 116V114L97 115V113L94 112V111H96L95 108H96L97 106H96V107H93V106L91 105V102H90V105H91L92 108L88 107V108H90V109L86 110V107H84ZM111 105H112V104H111ZM111 105H110V106H111ZM115 105H114V107H115ZM124 105H125V104H124ZM169 105H171V104H169ZM85 106H86V105H85ZM98 106H99V105H98ZM100 106H101V105H100ZM120 106H122V105H120ZM150 106H151V104H150ZM167 106H168V105H167ZM187 106H188V105H187ZM187 106H185V107H187ZM217 106H218V104H217ZM258 106H259V105H258ZM261 106H262V105H261ZM7 107H8V106H7ZM112 107H113V106H112ZM146 107H147V106H146ZM155 107H156V109H157V106H155ZM171 107H173V106H171ZM181 107H182V105L180 106V108H181ZM212 107H213V105H212ZM99 108H100V107H99ZM125 108H126V109H124V110H127L129 107L127 108V106H126ZM134 108H135V109H133V107H132V108L130 107L128 110L131 111V109H132L131 113H133V112H134L133 110H135V111H136V114H135L134 116H136V115L139 116V115H140V116H139L140 119H141L142 121L145 119L144 121H146V120H147L146 117H144V119H142V117H141V115L143 114V113H142V112H143V111H142L143 109H142V110H139V109H141V108H140V107L138 108L137 106L134 107ZM137 108H138V113H139V111H140L139 115H138L137 110H136ZM180 108H179V109H180ZM207 108H208V107H207ZM213 108H214V107H213ZM213 108H212V109H213ZM219 108H220V107H219ZM5 109H6V108H5ZM97 109H98V108H97ZM115 109L117 110L118 108H115ZM122 109H123V108H122ZM144 109H145V108H144ZM153 109H154V108H152V109H148V108H147V109L144 110V112L147 110V112L149 111V114H150V112L153 113ZM156 109H155V111H156ZM173 109H174V108H173ZM177 109H178V108H177ZM187 109H188V107H187ZM187 109H186V110H187ZM190 109H191V108H190ZM209 109H210V108H209ZM220 109L223 111L222 108H220ZM229 109H230V108H229ZM85 110H86V111H85ZM99 110H100V109H99ZM104 110H107V109H104ZM110 110H111V109H110ZM110 110H109V108H108L107 111H110ZM124 110H123V111H124ZM162 110H163V109H162ZM182 110L185 111L184 108H183ZM193 110H194V109H193ZM197 110H198V109H195V111H197ZM199 110H201V109H199ZM261 110H262V109H261ZM4 111H5V110H4ZM173 111H174V110H173ZM0 112H1V111H0ZM96 112H97V111H96ZM101 112H102V110H101ZM111 112H112V110H111ZM114 112H115V115H114V113H113V115H114L115 117L117 116L116 119H117L120 115L123 116V113H124V112H121V113H120V112H117V113H116V111H114ZM125 112H126V113H129V112H127V111H125ZM157 112H158V111H157ZM166 112H167V111H166ZM185 112H187V111H185ZM210 112H211V113H212V112L214 113V110H213V111H210ZM224 112H225V111H224ZM98 113H100V112H98ZM103 113H104V112H103ZM108 113H109V112H108ZM162 113H165V112L162 111ZM170 113H171V111H170ZM176 113H177V111H176ZM187 113H188V112H187ZM203 113H204V112H203ZM215 113H217V112H215ZM225 113H226V112H225ZM117 114H118L119 116H118ZM146 114H147V113H146ZM153 114L156 116L155 112H154ZM153 114H152V115H153ZM189 114L192 115V112H190ZM221 114H222V113H221ZM104 115H105V114H101L100 117H102V116H104ZM128 115H130V114H127V116H128ZM143 115H145V113H144ZM157 115H158L159 117H158V119H157L156 121H158L159 118H161V117H163V118H164V117H167V116H165V114H164L163 116L161 115V117H160V114H157ZM180 115L182 116V114H180ZM108 116L110 117V116H112V115H108ZM131 116H132V115H131ZM131 116H130V117H131ZM193 116H194V114L192 115V117H193ZM195 116H196V117H199V118H200V116H201V117H202L204 120H206V121H207V118H208V119L211 121V119H213L211 116H214V115H211V116L209 115V117H211V118H209V117H205V116H204L206 119H205L202 115L199 116V115L197 114V115H195ZM195 116H194V117H195ZM217 116H219V114H218ZM104 117H105V119H106V116H104ZM109 117H108V118H109ZM130 117H129V118H130ZM148 117H149V116H148ZM151 117H152V116H151ZM168 117H170V115H169ZM168 117H167V118H168ZM178 117H179V116H178ZM182 117H183V116H182ZM215 117H216V115H215ZM223 117H225V115H223ZM102 118H103V117H102ZM102 118H101V119H102ZM124 118H125V117H124ZM127 118H128V117H127ZM127 118L125 119V121L127 120V122H129ZM132 118H133V117H132ZM132 118H130V119L132 120ZM149 118H150V117H149ZM149 118H148V119H149ZM152 118H153V117H152ZM167 118H165V120H166ZM103 119H104V118H103ZM119 119H120V118H119ZM140 119H137V120H140ZM155 119H156V117H155ZM169 119H170V118H169ZM225 119H226V118H225ZM114 120H115V119H114ZM152 120H154V119H152ZM174 120H175V119H174ZM199 120H200V119H199ZM216 120H217V123H216V124L220 125V123H218L219 120H218V119H216ZM101 121H102V120H101ZM115 121H117V120H115ZM134 121H135V120H134ZM144 121H143V122H144ZM149 121H150V120H149ZM149 121H147V123H148ZM156 121H155V122H156ZM162 121H163V120H162ZM168 121H169V120H168ZM182 121H183V120H182ZM212 121H213V120H212ZM212 121H211V122H212ZM110 122H111V120H110ZM164 122H165V121H164ZM188 122H189V124H190V121H188ZM207 122H208V121H207ZM215 122H216V121H215ZM215 122L212 123V124H214V127H215V125H216ZM228 122H227V123H228ZM116 123H117V122H116ZM116 123H115V124H116ZM130 123H131V122H130ZM132 123H133V120H132ZM132 123H131V125H132ZM137 123H138V122H137ZM137 123H136V124H137ZM157 123H160V122H157ZM161 123H162V122H161ZM178 123H179V122H178ZM178 123H177V124H178ZM196 123H197V121H196ZM200 123H201V122H200ZM85 124H86V126H85ZM117 124H118V123H117ZM124 124H125V123H124ZM124 124H123V125H124ZM126 124H127V123H126ZM136 124H135V125H136ZM145 124H146V123H145ZM170 124H171V123H170ZM179 124H180V123H179ZM193 124H194V123H193ZM197 124H198V123H197ZM204 124H206V123H204ZM110 125H114V124H109L108 126H110ZM121 125H122V124H121ZM147 125H148V124H147ZM175 125H176V124H175ZM190 125H191V124H190ZM206 125H207V127H208L209 124H206ZM218 125H216V126L218 127ZM221 125H222V124H221ZM114 126H115V125H114ZM114 126H113V127H114ZM118 126H119L121 129H123V127L120 126V124H119ZM132 126L134 127V125H132ZM165 126H166V125H165ZM192 126H193V125H192ZM212 126H213V125H212ZM111 127H112V126H110L109 128H107L106 130L99 129V131L95 133V134H96V139H97V141L103 143V141H105V140H107V139L110 140V139L116 138V135H117V134L119 135V132L117 133V130H114L115 128H112V129H111ZM119 127H116V128L118 129ZM124 127H125V126H124ZM159 127H160V126H159ZM171 127H172V126H171ZM196 127H197V126H196ZM196 127H195V128H196ZM223 127H226L227 130H228V127H227V126H223ZM85 128H86V129H85ZM104 128H105V126H104ZM120 128H119V130H120ZM127 128H128V127H127ZM141 128H142V127H141ZM155 128H156V127H155ZM208 128H210V127H208ZM208 128H207V129H208ZM256 128H257V129H256ZM258 128H259V130H258ZM156 129H157V128H156ZM156 129H155V130H156ZM188 129H189V128H188ZM190 129H191V128H190ZM190 129H189V130H190ZM207 129H205V131H206ZM216 129H217V128H216ZM1 130H2V128H1V124H0V133L2 132ZM129 130H130V127H129ZM129 130H128V132H126L125 129H123V130L120 131V132L123 133V134H122L123 137H122L121 135H120V136H121L122 139H124L125 141L127 140V138H125L124 136H126L128 133H130ZM144 130H145V129H144ZM153 130H154V129L152 128L151 131H153ZM155 130H154V131H155ZM161 130H162V129H161ZM193 130H194V129H193ZM202 130H203V128H202ZM217 130H218V129H217ZM88 131H89V130H88ZM123 131H125V132H123ZM131 131L134 132V130H132V129H131ZM154 131H153V132H154ZM164 131H165V130H163V133H164ZM172 131H173V128H172ZM190 131H192V129H191ZM199 131H201V128L199 129V127H198V129H196V132L199 133ZM207 131L210 133V130H207ZM207 131H206V132H207ZM218 131H219V130H218ZM220 131H221V130H220ZM156 132H157V130H156ZM173 132H175V131H173ZM188 132H189V131H188ZM193 132H195V131H193ZM193 132H191V133H193ZM80 133H81V132H80ZM89 133H90V136H91L92 133H91L90 131H89ZM131 133H132V132H131ZM145 133H146V130H145ZM163 133H161V134H163ZM200 133H202V132H200ZM257 133H258V132H256V134H257ZM72 134H73V133H72ZM83 134H81V135H83ZM132 134L134 135V133H132ZM136 134H137V133H136ZM170 134H172V133H170ZM188 134H189V133H188ZM188 134H186V135H188ZM202 134H203V133H202ZM210 134H212V136H213L214 134H216V132H215L214 134H213V132H211ZM223 134H224V133H223ZM88 135H89V134H88V132H87V135H86V136H88ZM155 135H156V134H155ZM155 135H154V136H155ZM200 135H201V134H200ZM224 135H225V134H224ZM227 135H228V134H227ZM227 135H226V136H227ZM83 136H84V135H83ZM120 136H118V137H120ZM134 136H135V135H134ZM146 136H147V135H145L144 138H145ZM162 136H163V135H162ZM173 136H174V134H173ZM194 136H195V135H194ZM194 136H192V137H194ZM207 136H208V135H207ZM207 136H206V134H205V136H204V135H201V136H198V137H200V138L203 137V138H204V141H205V138H206ZM215 136H216V137H220V136L214 135V137H215ZM258 136H259V135H258ZM75 137H76V136H75ZM88 137H89V136H88ZM151 137H152V136H151ZM163 137H164V136H163ZM183 137H184V136H183ZM192 137H191V139H192ZM216 137H215V138H216ZM244 137H243L242 139H244ZM248 137H247V138H248ZM255 137H256V135H255ZM259 137H260V136H259ZM261 137H262V136H261ZM133 138H134V137H133ZM139 138H140V137H139ZM141 138H143V137H141ZM141 138H140V139H141ZM144 138H143V139H144ZM174 138H175V137H174ZM188 138H189V137L187 136L186 141H189V140H190V139L188 140ZM200 138H197V136H195L193 139L196 140V139H200ZM84 139H85V140H88V139H86V138H84ZM119 139H121V138H119ZM122 139H121V140H122ZM148 139H149V137L146 138V140H148ZM152 139H153V138H152ZM219 139H220V138H219ZM221 139H222V138H221ZM221 139H220V140H221ZM245 139H246V138H245ZM254 139L256 140V138H254ZM254 139H252V141H253ZM121 140H118V141L121 142ZM134 140H135V139H134ZM146 140H145V141H146ZM202 140H203V139H202ZM206 140H208V139L206 138ZM209 140H212V139H211V136H210ZM214 140H215V139H214ZM224 140H225V139H224ZM240 140H241V139H240ZM248 140H249V139H248ZM258 140H259V139H258ZM260 140H261V139H260ZM81 141H82V140H81ZM122 141H123V140H122ZM125 141H123V142H125ZM183 141H185V140H183ZM204 141H200V142L204 143ZM221 141H222V140H221ZM74 142H75V141H74ZM84 142H85V141H84ZM123 142H121V145H122ZM147 142H148V141H147ZM166 142H167V141H166ZM168 142H169V141H168ZM170 142H171V140H170ZM172 142H175L174 139H173ZM176 142H178V141H176ZM205 142H206V141H205ZM228 142H229V141H228ZM249 142H250V141H249ZM254 142H256V141H254ZM79 143H80V142H79ZM88 143H89V141L86 142L87 145H88ZM126 143H128V140H127ZM132 143H133V142H132ZM189 143H190V146H191V142H189ZM198 143H199V142L197 141V144H198ZM210 143H211V142H210ZM213 143H214V142H213ZM241 143H242V142H241ZM245 143H248V142L245 141ZM259 143H260V142H259ZM74 144H75V143H74ZM90 144H91V141H90ZM92 144H93V146H94L95 144H96L97 146L99 145L98 142H97V143L95 142V144L92 142ZM92 144H91V145H92ZM150 144H152V143H150ZM154 144H155V143H154ZM162 144H164V143H162ZM173 144H174V143H173ZM195 144H196V143H195ZM208 144H209V143H208ZM211 144H212V143H211ZM211 144H210V145H211ZM216 144H217V143H216ZM221 144H222V143H219V145H221ZM238 144H239V142H238ZM248 144H249V143H248ZM248 144H246V145H248ZM10 145H11V141H10V142L8 141V142H5L4 144H2V148H1V149H2V152H3V154H4V155H3V158L0 160V161H3L2 166H3V167H6V168H11V169H12V167L14 166L13 164H16L15 162H11V161H10V158H12V157H11L10 155H8V154H10V153L7 151V149H9V151H11V153H13L14 156H17V155L20 156V160H19L18 162H19V163H22L23 166H25V165H26V166H29L30 163L33 164V165H35V166L38 165L37 168L40 170V173H39V176L37 177V181H39L40 183L42 182V183H44L45 185H46V184H50V185L53 184V183H51L50 180H49V177H51V176H53V175H55V177H56V183L58 182V184H61V183L59 182L60 180H59L58 178H60V177H61V174H62V173H65V172H70V171H71L72 174H74V176H75L74 178H76V177L79 178V179L76 178V180H71V183H70L71 186L76 185V184L78 185V184H80V183H83L84 180H85V178H84L85 175H87V174H88V175H92V174H89V173H91L93 170L91 171V169H89V168L86 169L85 166H88V164L85 165V162H86L85 160H84L85 162L82 161V159H80L81 161L79 160L80 157L77 156V155H79V154H77V155L75 156V155H73V154H70V152H68V151H63V150L60 148V145H58V144L53 145L52 147H50V149H48V150L46 151V153L43 154V156H42V158H43V162H42V163H43V164H41V165L38 164V162H39L38 157H34V156H32V157H28V158L26 159V161H24L25 158L23 159L22 156H21V155L24 153V152H23L24 147H20V146H19V147L13 148V147L10 146ZM87 145H86V146H87ZM96 145H95V146H96ZM100 145L103 146V144H100ZM125 145H126V144H125ZM127 145L130 146V143L127 144ZM127 145H126V148H127ZM210 145H209V146H210ZM217 145H218V144H217ZM219 145H218V147H219ZM249 145H250V144H249ZM86 146H85V147H86ZM88 146H89V145H88ZM118 146H119V145H117V148L120 149V146H119V147H118ZM149 146H150V145H149ZM149 146H148V147H149ZM151 146H152V145H151ZM170 146H171V145H170ZM201 146H202V145H201ZM211 146H212V145H211ZM222 146H223V145H222ZM232 146L230 145V147H232ZM250 146H251V145H250ZM77 147H78V146H77ZM90 147H91V146H89V148H90ZM103 147H105V146H103ZM103 147H102V148H101V147H98V150H99V148H100V150L102 149L100 153H102V151H104V153H105V150L108 151V149H105V148H103ZM121 147H122V146H121ZM134 147H135V146H134ZM215 147H216V146H213V148H215ZM218 147H216V148L214 149V152H216L217 155H219L220 153H221L220 155H223L222 152H223V153L225 152V151H223V150H221V152L217 153V152L220 150V149L217 150ZM223 147H224V146H223ZM226 147H227V146H226ZM243 147H244V146H243ZM255 147H256V146H255ZM73 148H74V147H73ZM79 148H80V147H79ZM93 148H94V147H93ZM93 148H91V149H93ZM123 148H124V146H123ZM123 148H122V150H123ZM130 148H132V146H131ZM149 148H150V147H149ZM149 148L146 147L145 149H149ZM174 148H175V147H174ZM185 148H186V146H185ZM228 148H229V147H228ZM258 148H259V149H263V148L257 147V149H258ZM84 149H85V148H84ZM103 149H104V150H103ZM112 149H114V148H112ZM119 149L116 150V152L119 151ZM132 149H133V148H132ZM170 149H172V148H170ZM85 150H86V149H85ZM95 150H96V149H94V151H95ZM98 150H97V151H98ZM150 150H152V149L150 148ZM154 150H155V149H154ZM154 150H153V151H154ZM158 150H159V149H158ZM215 150H216V151H215ZM229 150H230V149H229ZM229 150H227V151L229 152ZM232 150H231V151H232ZM82 151H84V150H82ZM86 151L89 152L88 149H87ZM92 151H93V150H91V152H89L90 155H91ZM114 151H115V149H114ZM125 151H127V150H125ZM175 151H177V150H175ZM210 151L212 152V149H211ZM260 151H261V150H260ZM77 152H78V151H77ZM95 152H96V151H95ZM111 152H112V150H111ZM129 152H131V150H129ZM171 152H172V151H171ZM214 152H212V153H214ZM228 152H226V153H227V156H228ZM71 153H72V152H71ZM84 153H85V151H84ZM98 153H99V151H98ZM100 153L98 154V155H99V158H103V157L106 155V154L104 155V154L102 153L101 156H102V155H104V156L101 157V156H100ZM149 153H150V152H149ZM156 153H157V152H156ZM167 153H168V152H167ZM175 153H176V152H175ZM75 154H76V153H75ZM82 154H83V153H82ZM95 154H96V156H98L97 153H95ZM121 154H122V153H121ZM162 154H163V153H162ZM169 154H170V153H169ZM86 155H87V153H85V157H86ZM92 155H93V154H92ZM128 155H129V153H128ZM172 155H174V154L172 153ZM212 155L214 156L215 154H212ZM229 155H230V154H229ZM5 156L8 157V158H5ZM80 156H81V154H80ZM107 156H108V159L111 158L108 154L106 155V157H107ZM159 156H160V155H159ZM224 156H225V153H224ZM82 157H83V155H82ZM85 157H83V158H85ZM93 157H94V156H93ZM93 157H92V158H93ZM109 157H110V158H109ZM161 157H162V156H161ZM161 157H160V158H161ZM168 157H171V156H168ZM168 157H167V158H168ZM214 157H215V156H214ZM230 157H232V156H230ZM230 157H229V158H230ZM87 158H90V159H91V157L88 156V155H87ZM96 158H98V157H96ZM150 158H151V157H150ZM160 158H158V159H159L158 161H159V163H160L159 165H161ZM163 158H164V157H163ZM171 158H172V157H171ZM173 158H174V157H173ZM173 158H172V159H173ZM216 158H217V157H216ZM219 158H220V156H219ZM18 159H19V158H18ZM151 159L153 160V158H151ZM154 159H155V158H154ZM92 160H93V159H92ZM94 160H96V159H94ZM99 160H100V159H98V161H99ZM223 160H224V158H223ZM88 161H90V164H93V163H91V162H92L91 160H88V159H87V162H88ZM106 161H107V160H106ZM108 161H109V160H108ZM114 161H115V160H113V162H112V158H111V160H110L109 162H112V163H109V162H108V165H109V166H107V164H105V165H106L107 167H109V168H110V164H112V168H110L109 170H111V169L114 168L113 170L115 171L116 168L119 167L118 165H116V161H115V162H114ZM173 161H174V160H172V162H173ZM220 161H221V159H220ZM227 161H228V160H227ZM26 162H27V163H26ZM152 162H153V161H152ZM152 162H151V163H152ZM155 162H156V161H155ZM172 162H171V163H172ZM215 162H216V160H215ZM217 162H219L218 159H217ZM217 162H216V163H217ZM228 162H230V161H228ZM88 163H89V162H88ZM114 163H115V164H114ZM153 163H154V162H153ZM162 163H163V162H162ZM164 163H165V161H164ZM167 163H169V162H167ZM173 163H177L176 160H175ZM95 164H96V163L94 162V166H95ZM113 164H114V165H113ZM119 164H120V163H119ZM212 164H214V160H213ZM115 165L118 166V167H114ZM150 165H151V164H150ZM225 165H226V164H225ZM225 165H224V166H225ZM229 165H230V164H229ZM97 166H99V165H97ZM97 166H96V167H97ZM103 166H104V165H103ZM152 166H153V165H152ZM155 166H157V165H155ZM163 166H164V165H163ZM171 166L173 167L172 164H170V167H171ZM188 166H189V165H188ZM150 167H151V166H150ZM168 167H169V166H168ZM91 168H92V167H91ZM99 168H100L101 170H96V171H95V173H96L95 176H97V180L99 181V183H97V184H98L99 186H100V185H103V184H105V183H109V182L112 181L113 179H116V178H120V177H121V176H120L121 174H120L119 172H116V174L114 173V176H113V174H110V171L107 170L108 168H106V167L103 168L102 165H101ZM151 168H152V167H151ZM164 169H165V168H164ZM211 169H212V167H211ZM213 169H215V168L213 167ZM117 170H118V169H117ZM161 170H162V169H161ZM12 171H13V170H12ZM119 171H120V170H119ZM167 171H168V170L161 171V174H162L163 172H167ZM218 171H219V170H218ZM228 171H229V168H228ZM112 172H113V171H112ZM112 172H111V173H112ZM127 173H128V172H127ZM149 173H151V172L149 171ZM149 173H148V175H149ZM169 173H170V172H169ZM229 173H230V171H229ZM66 174H67V176L69 175L68 173H66ZM151 174L153 175V174H154V171H152ZM157 174H158V173H157ZM167 174H168V173H167ZM17 175H18V177H17L16 179H17V181L19 182V184L22 185V181L24 180V179H23L24 176H22L21 174H17ZM63 175H64V174H63ZM122 175H123V174H122ZM13 176L16 177V174L14 173V171H13ZM71 176H72V175H71ZM93 176H94V175H93ZM125 176H127V175L125 174ZM232 176H233V178H232ZM241 176H240V177H241ZM254 176H255V177H254ZM68 177H69V176H68ZM68 177H66L65 179H67ZM155 177H157V176H155ZM62 178H64V177H62ZM62 178H60V179H62ZM91 178H92V176H91ZM95 178H96V177H95ZM122 178H123V177H122ZM125 178H127V177H125ZM125 178H124V180H125ZM129 178H130V177H129ZM152 178H153V177L151 176V179H150V176H149V177H148L149 180H148V179H146V180H148V182H149L150 180H152ZM161 178H162V177H161ZM65 179H63L62 181L64 182ZM93 179H94V178H93ZM93 179H92V180L90 179V181L92 182ZM127 179H128V178H127ZM127 179H126V180H127ZM156 179H158V178H156ZM237 179H238V180H237ZM57 180H59V181H57ZM117 180H119V181H117ZM117 180H114V181H116V182H114L115 184H116L117 182H120V180H123V179L120 178V179H117ZM146 180H145V183H146ZM234 180H233V181H234ZM65 181H66V180H65ZM87 181H88V180H87ZM90 181H89V182H90ZM143 181H144V180H143ZM158 181H159V179H158ZM253 181H255V180H253ZM63 182H62V185H61V186H62V187H63V186L66 187L67 183L65 182V183H64L65 185H64ZM127 182H128V181H127ZM150 182H151V181H150ZM150 182H149V183H146V186H149V184H152V183H150ZM152 182H153V181H152ZM56 183H55V184H56ZM87 183H88V182H87ZM93 183H94V181H93ZM93 183H92V185H95V184H93ZM240 183H242V182H240ZM245 183H244V184H245ZM55 184H54V186L57 185V184H56V185H55ZM90 184H91V183H90ZM109 184H110V183H109ZM109 184L106 185V186H109ZM115 184H114V185H115ZM129 184H130V182H129ZM131 184H132V182H131ZM131 184H130V185H131ZM147 184H148V185H147ZM255 184H256V183H255ZM257 184H258V183H257ZM45 185H44V186H45ZM127 185H128V184H126V188L129 187V186H127ZM134 185H135V184H134ZM249 185H247V186H249ZM260 185H259V186H260ZM58 186H59V185H58ZM58 186H57V187H58ZM68 186H69V185H68ZM81 186H84V185H81ZM122 186H123V184H122ZM122 186H121V187H122ZM143 186H145V185L143 184ZM151 186H153V185H151ZM151 186H150V187H151ZM157 186H158V185H157ZM160 186H161V185H160ZM245 186H246V185H245ZM251 186H253V185H251ZM256 186H257V185H254L253 187H256ZM59 187H60V186H59ZM69 187H70V186H69ZM75 187H76V186H75ZM90 187H92V186H90ZM97 187H98V186H97ZM97 187H95V188H97ZM116 187H117V186H116ZM116 187H114V188H116ZM119 187H120V186H119ZM131 187H132V185H131ZM131 187H130V188H131ZM133 187H134V186H133ZM137 187H139V186H137ZM150 187H148V190L150 189ZM153 187H154V186H153ZM240 187H241V186H240ZM88 188H89V187H88ZM93 188H94V187H93ZM102 188L104 189V186H103ZM102 188H101V189H102ZM106 188H107V187H106ZM114 188H113V190H112V189H111V190L114 191ZM123 188H124V187H123ZM130 188H128V190H132V189H130ZM134 188H136V187H134ZM134 188H133V189H134ZM140 188H141V187H140ZM45 189H46V187H45ZM69 189H71V188H69ZM72 189H73V188H72ZM72 189H71V191H73ZM75 189H76V188H75ZM82 189H84V188L82 187ZM98 189H99V191H100V188H98ZM103 189L101 190V193H102V194L107 190V189H105L104 192H102ZM109 189H110V187H109ZM109 189H108V192H106V193H108L109 196H110V194L112 193V191L109 190ZM144 189H145V188H144ZM152 189L154 190V188H152ZM152 189H150L151 191H147V190H146L147 192H146V191H145V192L148 193L149 195H150V194L153 195L154 193H157L158 196L156 195V197H157V199H158L159 196H160L159 194H161V192H160V193H159L158 191H157V192H153ZM238 189H239V187H238ZM243 189H245V188L243 187ZM246 189L249 190L248 188H246ZM251 189H253V188H251ZM256 189H257V187H256ZM41 190H42V189H41ZM41 190H40V192H41ZM59 190H60V189H59ZM59 190H58V191H59ZM91 190H92V188H91ZM117 190H119V189H117ZM117 190H115L116 192H115V191H114V192L117 193ZM156 190H158V189H156ZM240 190H241V189H240ZM260 190H261V189H260ZM260 190H259V191H260ZM44 191H45V190H44ZM47 191H48V190H47ZM66 191H67V190H66ZM89 191H90V190H89ZM92 191H93V190H92ZM109 191H111V192H109ZM132 191H134V190H132ZM132 191H131V192H132ZM139 191H140V189H139ZM241 191H242V190H241ZM249 191H250V190H249ZM64 192H65V190H64ZM69 192H70V191H69ZM73 192H74V191H73ZM75 192H76V191H75ZM82 192H83V191H82ZM120 192H121V191H118V193H120ZM151 192H152V193H151ZM237 192H240V191H237ZM251 192L256 193V191H251ZM260 192H261V194H262V190H261ZM46 193H47V192H46ZM79 193H80V192H79ZM79 193H78V194H79ZM88 193H89V192H88ZM91 193H92V194H91ZM91 193H90L89 195H94L93 192H91ZM97 193H98V192H97ZM97 193L95 194V197L98 196V195H99V197H100L101 194H97ZM99 193H100V192H99ZM106 193H104V195H105ZM118 193H117V195H119ZM122 193H123V192H122ZM134 193L137 194V192H134ZM245 193H247V192H245ZM257 193H259V192L257 191ZM52 194H54V193H52ZM76 194H77V192L75 193V197H72V198H76V199H77V206H80V203H79V205H78V202H81V200L79 201L78 196L80 197V195H82L83 193H80L78 196H77ZM128 194H129V195H132L133 193L130 194V192H129ZM240 194H241V193H240ZM248 194H250V193H248ZM55 195H56V194H55ZM63 195H65V194H63ZM68 195L70 196V193H69ZM72 195H73V194H72ZM104 195H103V196H104ZM112 195H115V194L112 193L111 196H112ZM121 195H123V194H121ZM125 195H126V194H125ZM125 195H123V196H125ZM238 195H239V193H238ZM244 195H245V194H243V196H244ZM53 196H54V195H53ZM53 196H52V197H53ZM82 196L84 197V196H86V195H82ZM87 196H88V194H87ZM87 196H86V197H87ZM106 196H107V194H106ZM133 196H134V195H132V197H133ZM135 196H136V195H135ZM161 196H162V195H161ZM161 196H160V197H161ZM256 196H257V195H256ZM58 197H60V196L55 197V199L58 198ZM90 197H91V196H90ZM90 197H89V198H90ZM92 197H93V196H92ZM104 197H105V196H104ZM104 197H103V200H104ZM117 197H118V196H117ZM117 197H116V199H117ZM127 197H128V195H127ZM252 197H254V195H253ZM67 198H68V197H67ZM69 198L72 199L71 197H69ZM87 198H88V197H87ZM87 198H86V199H87ZM111 198H112V197H111ZM122 198H123V197H121L120 199L118 198V200H121V201H122V200L124 199V198H123V199H122ZM130 198H131V197H130ZM245 198H246V197H245ZM254 198L258 199L257 197H254ZM260 198H261V197H260ZM92 199H94V197H93ZM100 199H101V198H100ZM113 199H114V198H113ZM113 199H111V200H113ZM134 199H136V198H134ZM159 199H160V198H159ZM250 199H251V198H250ZM262 199H263V198H262ZM262 199H261V200H262ZM59 200H60V198H59ZM62 200H64V199H62ZM62 200H61V201H62ZM73 200H74V199H73ZM73 200H71V201H73ZM94 200H95V199H94ZM94 200H93V201H94ZM108 200H109V198H108ZM118 200H117V202H119ZM254 200H255V199H254ZM65 201L67 202L66 199H65ZM86 201H90V200H86ZM106 201H107V200H106ZM133 201H134V200H133ZM140 201H142V200L140 199ZM66 202H65V203H66ZM99 202H101V201L99 200ZM110 202H112V201H109V202H108L109 205H111ZM115 202H116V200L114 199V202H112V205H111V207H113L114 209H115V207H114L113 205H115V204L117 203V202H116V203H115ZM124 202H125V199H124ZM124 202L122 201L123 204H124ZM137 202H138V201H137ZM74 203H76V201H74ZM74 203H73V204H74ZM86 203H88V202H86ZM91 203H92V201H91ZM97 203H98V202H97ZM97 203H95V204H97ZM102 203H103V201H102ZM108 203H107V205H108ZM125 203H126V202H125ZM145 203H146V202H145ZM66 204H67V203H66ZM99 204H100V203H99ZM123 204L120 203V207H119L120 209H121V207H122ZM136 204H138V206H142V205H139V203H135L134 206H135ZM141 204H142V203H141ZM256 204H257V203H256ZM116 205L119 206L118 203H117ZM124 205H125V204H124ZM130 205H131V204H130ZM130 205H129V209H130V207H132V206H130ZM149 205H151V204H149ZM250 205H251V204H250ZM257 205H258V204H257ZM83 206H84V202H83ZM134 206H133V208L135 209ZM138 206L136 205V207H138ZM143 206H144V204H143ZM143 206H142V208H143L144 210H146V211H148L149 213H151V209L153 208L152 205L150 206V207H152V208L149 207L150 209H146V208L143 207ZM155 206H157V205H155ZM98 207H99V209L101 208L100 206H98ZM111 207H110V208H111ZM116 207H117V206H116ZM125 207H127V205L124 206V208H125ZM81 208H82L81 211H84V209H86V208H83L82 206H81ZM107 208L110 209L109 206H108ZM117 208H118V207H117ZM117 208H116V209H117ZM124 208H122V209H124ZM133 208H132L131 210H133ZM140 208H141V207H139L138 210H140ZM78 209H79V207H78ZM105 209H106V207L104 208V212H105ZM108 209H106V210H108ZM143 209H142V210H143ZM154 209H155V208H154ZM176 209H177V208H176ZM89 210H90V209H89ZM101 210H102V208H101ZM101 210L99 211V213L101 212V213H100V216H101L102 211H103V210H102V211H101ZM124 210H125V209H124ZM135 210H137V209H135ZM138 210H137V211H138ZM144 210H143V211H144ZM158 210H159V207H158ZM161 210H162V209H161ZM253 210H254V209H253ZM253 210H252V212H253ZM263 210H264V209H263ZM263 210H262V211H263ZM2 211H3V209H2ZM81 211H80V212H81ZM92 211H94V210H92ZM92 211H91V212H92ZM118 211H120V210L118 209ZM137 211H135V212L137 213ZM154 211H156V210H153V211H152V214L155 213ZM70 212H72V211H70ZM80 212L78 211L79 214H81ZM85 212H86V210H85ZM85 212H82V213H85ZM108 212H109V211H108ZM111 212H112V211H111ZM132 212H134V210H133ZM148 212H146V213L148 214ZM78 213H77V215H78ZM87 213H89V211H88ZM93 213H96V212L94 211ZM122 213H123V212L121 211V214H122ZM124 213H125V211H124ZM136 213H135L134 216H136ZM139 213H140V212H139ZM141 213H143V212L141 211ZM96 214H97V213H96ZM103 214H104V213H103ZM105 214H106V212H105ZM108 214L110 215V214H112V213H108ZM113 214H115V213L113 212ZM116 214H118V213H116ZM127 214H128V212H127ZM127 214L125 213L123 216H125V215H127ZM155 214H158V212L155 213ZM258 214H259V213H258ZM83 215H84V214H83ZM87 215H89V214H87ZM98 215H99V214H98ZM109 215H108V216H109ZM132 215H133V214H132ZM137 215H139V214L137 213ZM148 215H150V214H148ZM80 216H82V215H79V217H80ZM123 216H122V217H123ZM129 216H131V215H129ZM152 216H153V215H152ZM44 217H45V216H44ZM85 217H86V215H85ZM91 217H93V216L91 215ZM102 217H103V215H102ZM102 217H100V218H102ZM126 217H128V216H126ZM141 217H142V216H141ZM260 217L262 218V216H260ZM77 218H78V216H77ZM81 218H82V217H81ZM81 218H80V219H81ZM45 219H46V217H45ZM119 219H120V218H119ZM119 219H117V220H119ZM250 219H251V218H250ZM258 219H260V218H258ZM78 220H79V218H78ZM78 220H77V222H79ZM98 220H99V218H98ZM120 220H122V219H120ZM127 220H128V219H127ZM239 220H240V219H239ZM262 220H264V218H263ZM38 221H39V219H38ZM74 221H75V220H74ZM85 221H86V220L84 219V222H85ZM115 221H116V220H115ZM131 221H132V220H131ZM156 221H157V220H156ZM249 221H250V220H249ZM259 221H260V220H259ZM39 222H41V220H40ZM80 222H81V221H80ZM119 222H120V225H123L126 221H125V222H124V221H123V222L118 221V223H119ZM128 222H129V220H128ZM94 223H95V222H94ZM102 223H103V222H102ZM110 223H111V222H110ZM121 223H122V224H121ZM159 223L162 224L161 222H159ZM74 224H75V222H74ZM74 224H73V225H74ZM76 224H78V223H76ZM103 224H108V223H103ZM126 224H128V223H126ZM126 224H124V225H126ZM256 224H257V223H256ZM83 225H84V223H83ZM83 225H82V226H83ZM87 225H88V224H87ZM91 225H92V224H91ZM91 225H89V226H91ZM157 225H158V224H157ZM262 225H263V227L261 226V227H262L261 229L264 228V223H263ZM79 226H80V224H79ZM85 226H86V225H85ZM93 226H94V225H93ZM115 226H116V225H115ZM94 227H95V226H94ZM116 227H117V226H116ZM35 228H36V227H35ZM45 228H46V227H45ZM77 228H78V226H77ZM79 228L82 229L81 226H80ZM79 228H78V229H79ZM259 228H260V226H259ZM38 229H39V228H38ZM81 229H80V230H81ZM115 229H116V228H115ZM121 229H122V228H121ZM153 229H154V228H153ZM33 230H34V229H33ZM35 230H36V229H35ZM49 230L52 231L51 229H49ZM82 230H83V229H82ZM113 230H114V229H113ZM157 230H158V229H157ZM31 231H32V230H31ZM46 231H47V230H46ZM54 231H55V230H54ZM54 231H53V232H54ZM114 231H115V230H114ZM83 232H84V231H83ZM107 232H109V231L107 230ZM31 233H35V231H33V232H31ZM85 233H87V232H85ZM259 233H260V231H259ZM259 233H258V234H259ZM263 234H264V233H263ZM34 235H35V234H34ZM260 235H261V233H260ZM35 236H37V235H35ZM35 236H34V237H35ZM43 236H44V235H43ZM28 237H29V236H28ZM30 237H31V236H30ZM48 237L51 238V237H53V236L51 235V237H50V235H49ZM261 238H262V237H261ZM261 238H260V239H261ZM263 238H264V237H263ZM29 239H30V238H29ZM33 239H34V238H32V240H33ZM47 239H48V238H47ZM56 240H57V238H55V241H56ZM58 240H59V239H58ZM41 241H42V240H41ZM70 241H71V240H70ZM262 241H263V240H262ZM262 241H261V242H262ZM33 242H34V240H33ZM48 242H49V243H48ZM48 242H46V243H45V242H44V243L41 242V243H39V244H42V243H43L44 245H46V246H48V247H50V248H52L53 246H54V248L58 247V249H57V248L55 249V251H56V250L60 251L58 255H57L56 253H54V248L51 250L52 252L50 251V248L48 249V251H50V253H54V254H56V255L53 254L54 256L52 255V257H56V256H57V257H58L57 259H59V258L61 257L62 260L65 259L64 261H66V257H67V260H68V257L70 258V256H68V254L71 255L72 252H73V254H74V250H75V249L78 250V248H76V245H74V246L71 245V243L74 244V241H72L71 243L68 241L69 244L71 245V247H70V246L68 247V248H70V250L67 248V250H69V252H70V253H68V254H65L66 252H68V251H66V249H65L66 244H63V245H64V249H65V250H63V246H62V245H57L56 243H54V241H51V242L48 241ZM57 242H58V241H57ZM59 242H60V241H59ZM61 242H62V239H61ZM13 243L15 244V242H13ZM21 243H22V241H21ZM34 243H35V242H34ZM190 243H191V242H190ZM43 244H42V245H43ZM47 244H52V245H51L52 247H51L50 245H47ZM55 244H56L57 246H56ZM24 245H25V244H24ZM28 245H29V244H28ZM19 246H20V245L18 244V247H19ZM29 246H30V245H29ZM46 246H45V247H46ZM60 246H61L62 248H59ZM118 246H119V245H118ZM2 247H4V246H2ZM14 247H15V245H14ZM14 247L12 246V249H13ZM48 247H47V248H48ZM72 247H73V248H72ZM74 247H75V249H74ZM77 247H79V246H77ZM135 247H136V245H135ZM200 247H201V246H200ZM10 248H11V246H10ZM198 248H199V247H198ZM203 248H204V247H203ZM0 249H2V248H0ZM60 249H61V250H60ZM73 249H74V250H73ZM104 249H105V248H104ZM72 250H73V251H72ZM77 250H75V251H77ZM131 250H132V249H131ZM7 251H8V249H7ZM9 251H10V250H9ZM17 251H18V250H17ZM58 251H56V252L58 253ZM117 251H118V250H117ZM12 252H13V251H12ZM64 252H65V253H64ZM78 252H79V250H78ZM60 253H62V255H61ZM63 253H64V254H63ZM12 254H14V252H13ZM60 255H61V256H60ZM14 256H15V255H14ZM63 256H64L65 258H64ZM74 256H75V258H78L79 255H77V254L75 255V254H74ZM74 256H73V257H74ZM76 256H77V257H76ZM143 256H144V255H143ZM6 257H7V256H6ZM9 259H10V258H9ZM12 259H13V258H12ZM61 259H59V260L61 261ZM7 260H8V259H7ZM14 260H15V258H14ZM59 260H58V261H59ZM9 261H10V260H9ZM9 261H8V262H9ZM68 261H69V260H68ZM70 261H71V260H70ZM255 261H256V260H255ZM8 264H17V260H15V261H13V262L11 261V263H8ZM63 264H64V263H63ZM256 264H257V263H256Z\"/></svg>","mask_w":264,"mask_h":264},{"label":"clouds","instance_id":"clouds-1","mask_svg":"<svg viewBox=\"0 0 264 264\" xmlns=\"http://www.w3.org/2000/svg\"><path fill=\"white\" fill-rule=\"evenodd\" d=\"M172 20L183 25H197L201 18V10L196 5V0H183L178 6L170 12ZM13 176L10 168L0 165V185ZM51 183H56L55 175L49 177ZM46 220L44 214L37 213L25 206L16 207L14 210L4 212L0 210V222H4L5 230H10L11 234L18 241H23L25 246L19 251L13 250L17 256V264H51L49 248L38 246L34 242L29 246L26 241L29 239L27 233L32 230V223L36 217H40L45 225H50L55 231L46 234H52L54 238H60L67 244L69 240L74 241L75 245L85 252L98 249L101 245L107 247L109 241L105 239L104 233L97 231L94 235L86 234L80 229H74L73 217L66 211L52 209ZM4 250H0V264H8L7 258L3 255ZM69 264H77V258H72ZM203 264H227L226 257L215 250L211 249L203 257Z\"/></svg>","mask_w":264,"mask_h":264}]
</instances>
